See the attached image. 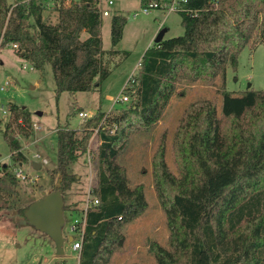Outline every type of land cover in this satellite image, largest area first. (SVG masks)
Returning <instances> with one entry per match:
<instances>
[{"label":"trees","instance_id":"1","mask_svg":"<svg viewBox=\"0 0 264 264\" xmlns=\"http://www.w3.org/2000/svg\"><path fill=\"white\" fill-rule=\"evenodd\" d=\"M47 5L0 0V48L12 47L35 69L49 64L56 96L92 90L108 75L106 61L116 52L102 48L101 13L91 0L55 2L52 22L42 17ZM187 6L193 12L179 14L183 33L144 51L138 72L123 88L129 101L120 111L98 108L80 129L67 123L56 127V162L48 173L50 190L59 189L62 197L79 178L71 166L92 152L91 136L98 140L89 155L96 162V181L77 264H108L125 243V225L147 207L143 184H131L119 162L129 135L161 118L177 84L220 82L223 88L226 67L236 69L242 49L264 42V0H187ZM125 23L120 13L110 15L113 46ZM83 31L87 36L81 39ZM6 111L0 130L11 160L20 163L25 157L18 137L31 134V114L13 102ZM158 144L152 180L168 233L165 245L146 244L155 264H264V89L222 90L219 110L209 98L187 103L172 137L176 172L163 159L164 134ZM17 190L18 179L8 164L1 165L0 210L10 220L23 218L28 205L14 202ZM53 264L67 262L62 257Z\"/></svg>","mask_w":264,"mask_h":264},{"label":"rangeland","instance_id":"2","mask_svg":"<svg viewBox=\"0 0 264 264\" xmlns=\"http://www.w3.org/2000/svg\"><path fill=\"white\" fill-rule=\"evenodd\" d=\"M6 1L14 4L17 0ZM46 1L48 5L42 17L53 22L56 20L54 2ZM113 2L110 6L111 13H120L126 18V23L121 39L113 46L110 15L102 16V48L116 52L106 61L108 75L90 91H62L56 96L49 64L45 65L43 70L35 69L27 60L19 58L12 47L0 48V128L2 129L7 120L6 105L9 102L25 107L32 119L31 134L28 137H18L20 150L25 157L20 163L11 160L7 140L0 130V164H8L12 171L20 168L26 176L25 180H18L17 194L13 197L15 203L29 204L38 198L42 191L50 190L48 171L56 162L55 130L58 124L67 123L68 127L80 129L84 121L80 120L79 111L93 112L98 108L103 111L109 109L120 111L123 107L120 103H114L112 99L123 92L127 81L138 72L142 55L152 44L147 45V42H150L149 37L155 27H158V19L155 18L157 14L155 10L149 14L139 12L140 0ZM135 12L138 14L133 17ZM161 16L162 27L156 29L151 39L162 30H165L164 39L183 33L178 13H163ZM86 36V32H81V39ZM248 89H264V42L257 43L253 48L246 46L242 49L236 69L226 67L223 88L220 82L214 86L200 83L188 85L185 82L177 84L176 91L163 109L161 118L152 127L136 130L129 135L126 146L119 156V162L124 166L131 184H143L147 207L134 221L125 225L123 228L125 243L111 256L108 264H123V258L119 259L121 256L126 257L124 264L132 262L155 264L154 257L147 249V242L155 240L162 245L166 243L168 232L165 217L152 180V157L157 151L161 135L164 134L163 159L169 170L176 172L172 137L177 120L186 104L198 98H209L215 102L219 110L222 90L239 94ZM97 144L96 135L91 136L88 146L92 152L87 151L88 155L91 153L93 156ZM35 154H39L40 157L36 159L33 157ZM88 155L79 157L71 166L70 170L79 178L63 194V207L70 208L63 211L64 254L59 257L55 255L54 243L47 234L16 217L10 220L9 215H5L7 211L0 210V264H53L62 257L66 259L67 264L78 263V253L72 250V241L68 240V236L72 238L74 233L69 232L68 226L78 214L80 215L85 195L96 181V162ZM32 161L40 163L41 167L34 169L31 166ZM40 185L43 188L41 190L38 188Z\"/></svg>","mask_w":264,"mask_h":264},{"label":"built area","instance_id":"3","mask_svg":"<svg viewBox=\"0 0 264 264\" xmlns=\"http://www.w3.org/2000/svg\"><path fill=\"white\" fill-rule=\"evenodd\" d=\"M26 1V0H23ZM80 0H53V2H58L59 4L62 3L64 6L69 5L71 3H78ZM93 6L101 13L102 16H109L111 15V9L110 6L114 3L113 0H91ZM53 3V5H54ZM153 10H160L163 13H189L193 12L188 6H187V0H144L142 4H140L139 12L142 14H149ZM138 12H135L133 14V17H136ZM24 67V66H23ZM3 86H1V89ZM114 103H120L121 105H124L129 101L128 95L123 91L119 96L112 99ZM119 106V107H120ZM118 109V108H116ZM115 109V110H116ZM108 111H111L109 109ZM3 112H6L3 110ZM93 115V112H87V111H79L78 116L80 117L81 121L86 120L87 118L91 117ZM34 126H36L34 124ZM97 132V128L95 129V133ZM88 155V154H87ZM89 156V155H88ZM33 157L38 159L40 157L39 154H35ZM1 169V164H0ZM15 177L18 180H25V174L20 168H16L12 171ZM86 198L84 199V204L81 208L80 215L76 216L72 222L68 226L69 232H72V250L78 251L81 247V241L84 234V226H85V217L88 208L91 205L92 197L90 195V191L88 190L86 193ZM97 200H93V203H96ZM77 235H76V234ZM78 236V237H77Z\"/></svg>","mask_w":264,"mask_h":264},{"label":"water","instance_id":"4","mask_svg":"<svg viewBox=\"0 0 264 264\" xmlns=\"http://www.w3.org/2000/svg\"><path fill=\"white\" fill-rule=\"evenodd\" d=\"M164 31H160L153 41L159 42L163 38ZM31 166L34 169H39L41 164L32 161ZM63 204V197L59 189L42 191L38 198L27 205L24 210V217L19 218L24 223L32 224L36 229L47 234L54 243L55 255L58 257L64 254L63 244L65 238L62 233L64 224ZM68 240H72L71 236H68Z\"/></svg>","mask_w":264,"mask_h":264},{"label":"crops","instance_id":"5","mask_svg":"<svg viewBox=\"0 0 264 264\" xmlns=\"http://www.w3.org/2000/svg\"><path fill=\"white\" fill-rule=\"evenodd\" d=\"M156 12H157V14L155 15L156 17V19H158V27L156 26L155 27V30L152 32V35L149 37V39L148 40H150V42L148 41L147 42V45H149V44H151L152 43V41L154 40V39H151V37L155 34V32H156V29L158 30L160 27H162V24H163V22H162V14H163V12L162 11H160V10H155ZM146 45V46H147ZM109 98H110V96H108ZM121 258H123L122 259V263H124L125 261H126V257L124 256H121L119 259H121ZM118 263H120V260H119V262Z\"/></svg>","mask_w":264,"mask_h":264}]
</instances>
